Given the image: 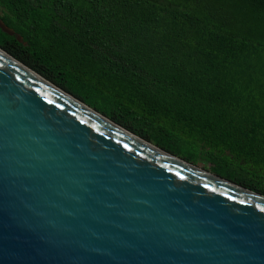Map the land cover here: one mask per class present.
I'll return each mask as SVG.
<instances>
[{"label": "water", "instance_id": "1", "mask_svg": "<svg viewBox=\"0 0 264 264\" xmlns=\"http://www.w3.org/2000/svg\"><path fill=\"white\" fill-rule=\"evenodd\" d=\"M0 264H264V196L139 138L0 49Z\"/></svg>", "mask_w": 264, "mask_h": 264}, {"label": "trees", "instance_id": "2", "mask_svg": "<svg viewBox=\"0 0 264 264\" xmlns=\"http://www.w3.org/2000/svg\"><path fill=\"white\" fill-rule=\"evenodd\" d=\"M0 20L23 40L0 29V49L24 66L264 196V0H0Z\"/></svg>", "mask_w": 264, "mask_h": 264}, {"label": "rangeland", "instance_id": "3", "mask_svg": "<svg viewBox=\"0 0 264 264\" xmlns=\"http://www.w3.org/2000/svg\"><path fill=\"white\" fill-rule=\"evenodd\" d=\"M20 6L19 5H17V9H19V10H21L22 8H19ZM206 167H205V169H202V168H200V169H202V170H204V171H206V172H208V169H209V165H205ZM210 173V172H209Z\"/></svg>", "mask_w": 264, "mask_h": 264}]
</instances>
